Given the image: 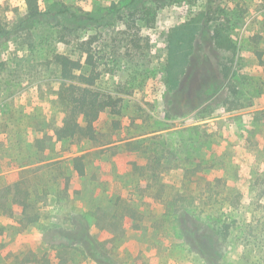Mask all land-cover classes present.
<instances>
[{
	"label": "rangeland",
	"instance_id": "rangeland-1",
	"mask_svg": "<svg viewBox=\"0 0 264 264\" xmlns=\"http://www.w3.org/2000/svg\"><path fill=\"white\" fill-rule=\"evenodd\" d=\"M39 5L42 16L29 22L26 0H0V176L63 159L57 153L70 144L55 139L66 115L59 91L72 82L62 77L55 53L78 59L80 40L95 38V66L78 74L96 75L93 90L101 98L112 96L121 112L108 109L101 115L102 133L142 141L207 124L213 137L193 136L196 148L184 138L177 143L179 158L165 160L166 168L172 167L164 174L168 200L195 218L194 233L181 229L178 212L158 200V184L152 182L158 170L141 158L139 169L131 164L152 155L158 149L154 141L146 144L147 154L146 145H139L95 155L81 196L60 192L63 170L31 173L38 223L13 217L1 196V264L25 259L33 264H264V130L250 119L232 121L238 114L227 112L264 109V63L258 60V53L264 54V0H39ZM65 7L104 20L73 35L55 15ZM134 27L144 38L141 49L131 43ZM216 30L236 45L235 56L215 46ZM225 64L233 67L227 81L218 74ZM210 114L213 118L204 120ZM241 132L252 144L239 137ZM210 150L218 165L210 168V157L203 159L208 167L201 168V157ZM203 173L209 177L200 181L201 188L189 186ZM211 177L231 186H219L212 200L205 195ZM5 184L2 179L0 187ZM134 212L139 228L129 222ZM81 227H88L87 235ZM51 228L62 229V248L55 233L54 239L46 236Z\"/></svg>",
	"mask_w": 264,
	"mask_h": 264
},
{
	"label": "trees",
	"instance_id": "trees-1",
	"mask_svg": "<svg viewBox=\"0 0 264 264\" xmlns=\"http://www.w3.org/2000/svg\"><path fill=\"white\" fill-rule=\"evenodd\" d=\"M26 1L28 4L26 21H36L40 16H42L39 0ZM114 7L116 13L120 11V8H118L119 5H115ZM55 15H61L63 17L66 22L64 29L70 33H73V35H75L81 27L95 25L101 23L104 20V16L99 17L92 12H76L66 7L63 10L56 11ZM134 29L136 30V34L131 35L132 46L135 49H141L143 48L142 42L144 40L143 36L140 34L141 29L138 27H134ZM1 30L2 29L0 28V35H2L4 32ZM94 40L95 38H92L90 40L78 41V59H74L73 56L60 51H56L55 53V61L59 65L62 77L72 82L69 86H64L59 91V99L65 107L66 115L63 126L55 131V139L57 143L70 144V147L60 155L57 153L56 158L58 159L61 157L63 159L54 162L46 167L34 166L33 164H30V168H28V166H23L19 171H15L6 176H0V181L3 179L6 183L3 187H0V197L2 196L7 200L9 204L8 210L11 212L13 217L22 216L24 218H28L31 224L38 223L40 221L39 218H36L35 215H33L35 202L34 198H32L34 192V184L29 176L31 173L38 172L42 169H46L48 171L51 170L53 172L57 170H63V177L61 178L63 181V187L60 192L66 193L69 196H71L70 194L75 197L81 196L83 190L82 180L88 177L89 164L91 162V159H93L95 155L108 153L117 149L122 152L129 149L136 150L139 148V145H146L147 143H154V141H158V149L154 150L152 152V155L149 153L147 156H138L133 161H131V164L135 168L139 169V162L141 158L149 162V164H151L150 166L154 168V171L158 170L157 175L152 179V182L158 184V200L163 203L164 209L173 212V214L178 212L179 225L181 229L186 232L194 233L197 226L195 218L188 214H182V211H180V208L182 209V207L178 205V201L168 200V186L165 182L164 174L170 172L172 170V167L166 168L165 160L169 156L174 159L179 158L178 153L180 150L177 148V143L184 138H189V140L192 142L191 147L194 148L196 147L193 144L195 143V141H198V139H194L195 135H199V137L205 135L209 138H212V134H207V131L210 130V125H194L192 127L177 130L175 132L163 133L154 136L151 139H143L142 141L134 140L135 138H129L127 140L120 141L114 136L108 137L107 135L102 133L97 127V122L99 121L101 115L108 109H112L114 114H117L118 116L121 114V112L118 110L117 101L112 96H105L101 98L99 94H97L93 90L96 82L98 81L96 75L87 76L78 74L83 70L85 66H95V54L93 52V46L95 43ZM211 40L218 48L232 53L233 56L237 54L236 45H234L229 37H225L222 31L216 30ZM263 57V53H258V60L262 64L264 63ZM232 72V65H220L218 68L219 76L226 81L230 80ZM227 102L228 99H226L225 103ZM227 112H235L236 114H238L237 116L233 117L232 121L241 120L242 122H245L249 121L250 119V121L259 128V131L264 130V109L255 113H248L249 111L247 110V108L236 107L234 109L228 110ZM212 118L213 114H210L204 120ZM239 137L243 139L244 142H251V139H247L249 138V136L246 132L239 133ZM121 142L125 143L118 145ZM72 146H75L76 148L74 149L72 148ZM164 146H168L169 150H165ZM148 149L149 147L146 145V147H144V153L147 154L146 151ZM210 157L213 160L212 166L210 168H215V166L218 165L217 161L215 160L213 151L210 150L208 153L201 157L202 159L199 164L201 168L208 167V164L204 163L203 159ZM188 159L189 157L186 158V160ZM3 173L4 172L0 169V175ZM202 175L203 176L200 179L190 180L189 186L193 185L196 189L201 188V186H203V183H200V181H204L209 173H203ZM210 179L211 180H209V182L207 183L208 188L205 191L206 197L210 200L214 198L215 193L217 194L221 192V190L219 191V186H223V188L231 187L228 182H224L221 179L212 177ZM257 181L258 180L256 179L253 184L255 185ZM165 185L167 186V189L165 188ZM194 199V197L190 198L191 201L187 202V205L192 204ZM137 214L138 213L136 212L130 214L129 217L131 220L129 222L133 223L134 221V227L139 228L140 226L136 223V219H138ZM81 218H83V220L85 221L84 217ZM80 224H83V221H80ZM81 229L83 231L82 233L87 235L88 227H81ZM54 233L57 235L56 238L53 236ZM46 236H49L53 239L55 238L57 241H60V248L65 246V244L62 243L64 235L62 234L61 228L47 229ZM101 252L102 254L108 256V253L105 249H102ZM1 257L2 252L0 250V259ZM21 264L33 263L30 260L25 259Z\"/></svg>",
	"mask_w": 264,
	"mask_h": 264
}]
</instances>
